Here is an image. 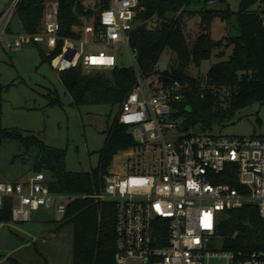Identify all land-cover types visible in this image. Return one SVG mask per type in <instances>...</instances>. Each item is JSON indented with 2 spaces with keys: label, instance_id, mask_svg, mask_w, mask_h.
I'll return each instance as SVG.
<instances>
[{
  "label": "built area",
  "instance_id": "obj_1",
  "mask_svg": "<svg viewBox=\"0 0 264 264\" xmlns=\"http://www.w3.org/2000/svg\"><path fill=\"white\" fill-rule=\"evenodd\" d=\"M74 1L80 12L68 35L60 34L58 0L44 1L38 31L14 35L9 28L20 0H10L0 14V48L16 52L35 45L47 55L55 53L49 65L57 77L69 70L82 74L111 70L117 65L118 47L128 50L134 66L135 54L128 45L131 32L143 25L152 29L148 25H157L158 19L143 17L146 8L140 0ZM260 22L264 27V14ZM162 72L155 66L144 75L135 68V83L115 117L127 128L134 146L120 153L126 163L119 172L108 170L102 191L51 193L44 173L34 172L20 182L0 180V208L7 200L11 224H24L39 210L63 215L76 198L112 201L114 264H264V250L213 248L228 211L253 207L264 222V134L227 137L184 127L183 118L174 116L177 106L195 90L200 99L204 90L213 95L216 91L204 79L192 83L164 77ZM136 152L141 160L136 161ZM145 153L151 155L148 164ZM231 165L242 192L217 182Z\"/></svg>",
  "mask_w": 264,
  "mask_h": 264
},
{
  "label": "trees",
  "instance_id": "obj_2",
  "mask_svg": "<svg viewBox=\"0 0 264 264\" xmlns=\"http://www.w3.org/2000/svg\"><path fill=\"white\" fill-rule=\"evenodd\" d=\"M45 0H20L15 16L18 17L23 32L38 31L43 15ZM145 6L144 18L155 16L160 23L154 29L139 26L129 37V49L135 54L134 66L124 68L117 65L108 72L82 74L79 70L64 71L58 80L71 104L119 106L135 83V68L142 74L150 73L156 66L162 52L169 50L177 59L176 69L162 72L164 77L178 80L188 78L184 71L188 65L199 67L200 63L209 60L213 51L219 46L209 34L211 22L229 19L231 13L225 10L200 9L190 12L186 8L191 2L200 0H140ZM224 2V0H203ZM238 11L235 14V27L238 35L228 38L231 54L226 61L210 66L204 79L216 92L223 88L228 90V106L221 111L218 98L204 90V98L193 91L177 106L175 117L183 118V126L196 128L197 132L211 133L213 128L228 122L234 114L252 104L264 105V27L260 16L252 7H264V0H238ZM58 20L60 34L68 35L76 23L75 13L80 6L74 0H58ZM264 14V12H261ZM184 15L198 17V33L187 44L183 33ZM171 17V18H169ZM42 62H48L55 53L46 55L40 49ZM217 58L223 54L218 53ZM200 79V80H201ZM58 103L50 99L49 104ZM0 139L15 140L26 151L37 150L34 172H43L51 193L73 195H95L103 189V178L107 175L113 158L134 146L125 126L112 120L110 129L99 153L98 164L94 170L85 173H71L65 168V151L43 144L33 135L22 136L18 131L0 129ZM234 167L228 166L219 176L217 182L227 183L242 192L236 179L230 173ZM217 233L222 238L225 250H264V222L253 207H243L224 214ZM0 223H11V204L3 201L0 208ZM71 227V264H114L115 214L112 201L99 202L91 197L76 198L70 201L62 215L61 227ZM157 231L155 232L156 235ZM164 234V232H163ZM37 255L38 251L34 249ZM3 256L0 255V260ZM10 264H20L6 258ZM41 264H47L43 261Z\"/></svg>",
  "mask_w": 264,
  "mask_h": 264
},
{
  "label": "rangeland",
  "instance_id": "obj_3",
  "mask_svg": "<svg viewBox=\"0 0 264 264\" xmlns=\"http://www.w3.org/2000/svg\"><path fill=\"white\" fill-rule=\"evenodd\" d=\"M10 0H0V14L7 8ZM238 0L204 3L203 0L191 2L186 10L200 9L225 10L231 13L226 21L215 18L210 25L209 34L219 46L213 51L209 60L200 63L199 67L188 65L184 71L188 78H204L211 65L226 61L231 54L229 37L238 35L235 27V14L238 11ZM260 16L264 7H252ZM171 18V17H169ZM183 33L187 44H190L198 33V17L184 15ZM152 23L149 28H156ZM10 32H23L17 16L11 21ZM40 46L28 45L19 51L8 52L0 48V129L18 131L22 136L33 135L43 144L65 151V168L71 173H85L94 170L98 164L99 153L115 119L119 106L107 105L74 106L61 86L57 74L48 62L40 58ZM44 51V50H43ZM45 52V51H44ZM218 53L223 54L217 58ZM46 54V52H45ZM47 55V54H46ZM118 67H132L133 62L125 47L115 50ZM176 56L164 50L156 64L160 71L176 69ZM103 71V72H108ZM218 108L223 111L228 106V90L219 89L215 93ZM50 99L58 103L50 105ZM194 133H198L194 128ZM212 134L227 137H247L264 134V105L252 104L237 111L228 122L216 126ZM169 136V134H168ZM37 150L28 151L15 140L0 139V177L7 183L20 182L34 173ZM122 155L113 158L109 170L120 171V165L126 163ZM145 163L151 161L150 154H143ZM119 157V158H118ZM135 158L141 160L140 153ZM132 163V162H130ZM141 165V164H139ZM42 172V171H41ZM43 173V172H42ZM62 224V215L53 211L39 210L32 214L31 221L24 224H9L0 229V255L21 264H71V227ZM32 228L35 236L27 233ZM221 237L213 248L220 249ZM35 247L40 256L33 248ZM10 264V263H3Z\"/></svg>",
  "mask_w": 264,
  "mask_h": 264
},
{
  "label": "crops",
  "instance_id": "obj_4",
  "mask_svg": "<svg viewBox=\"0 0 264 264\" xmlns=\"http://www.w3.org/2000/svg\"><path fill=\"white\" fill-rule=\"evenodd\" d=\"M212 2H215V1H210V2H208V3H212ZM0 180L2 181V178L0 177ZM8 226L9 224H3V223H1V225H0V229H1V227L2 226ZM27 233L29 234V235H31V236H35V234H36V231L35 230H33L32 228H30V229H28V231H27ZM33 248H35V247H33ZM39 255L38 256H40V253H38ZM3 256V258L0 260V264H3V263H8L7 262V260H6V258L7 257H9L8 255H2ZM18 262V261H17ZM18 263H20V262H18ZM21 264V263H20ZM41 264V263H40Z\"/></svg>",
  "mask_w": 264,
  "mask_h": 264
},
{
  "label": "water",
  "instance_id": "obj_5",
  "mask_svg": "<svg viewBox=\"0 0 264 264\" xmlns=\"http://www.w3.org/2000/svg\"><path fill=\"white\" fill-rule=\"evenodd\" d=\"M185 130H186V128L183 129V131H185Z\"/></svg>",
  "mask_w": 264,
  "mask_h": 264
}]
</instances>
